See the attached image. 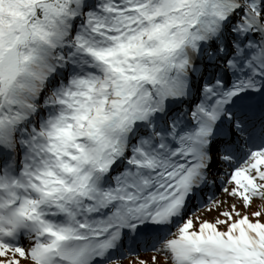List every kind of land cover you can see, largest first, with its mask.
<instances>
[{"label": "snow or ice", "instance_id": "1", "mask_svg": "<svg viewBox=\"0 0 264 264\" xmlns=\"http://www.w3.org/2000/svg\"><path fill=\"white\" fill-rule=\"evenodd\" d=\"M0 264H264V0H0Z\"/></svg>", "mask_w": 264, "mask_h": 264}]
</instances>
